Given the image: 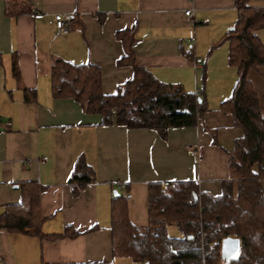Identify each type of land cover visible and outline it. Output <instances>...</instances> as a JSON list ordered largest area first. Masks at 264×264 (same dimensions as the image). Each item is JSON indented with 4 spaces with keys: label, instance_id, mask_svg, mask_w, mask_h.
Here are the masks:
<instances>
[{
    "label": "crops",
    "instance_id": "crops-1",
    "mask_svg": "<svg viewBox=\"0 0 264 264\" xmlns=\"http://www.w3.org/2000/svg\"><path fill=\"white\" fill-rule=\"evenodd\" d=\"M27 1L35 12L9 15L0 0V215L20 201L18 184L32 181L42 188L41 232L69 226L79 234L48 239L0 228V264H140L113 255L110 198L118 183L127 186L129 221L141 227L148 222V183L195 181L217 195L231 177L229 152L243 130L221 109L237 69L220 41L238 18L236 0ZM55 13L68 18L66 33L49 23ZM131 29L136 64L206 98L197 126L171 128L163 139L153 129L102 123L74 98L52 95L55 59L98 65L102 93H115L132 76L129 64L118 63L124 51L116 34ZM255 32L264 46V27ZM248 79L264 117V64ZM80 156L94 175L73 196L69 178Z\"/></svg>",
    "mask_w": 264,
    "mask_h": 264
},
{
    "label": "trees",
    "instance_id": "trees-1",
    "mask_svg": "<svg viewBox=\"0 0 264 264\" xmlns=\"http://www.w3.org/2000/svg\"><path fill=\"white\" fill-rule=\"evenodd\" d=\"M236 7L238 18L220 41L228 43L229 62L237 69L233 92L221 109L231 112L234 125L243 130L229 152L231 177L223 181L222 192L217 195L202 191L195 181L148 183V222L141 227L128 219L127 186L115 187L110 198L109 226L114 256L140 264H264V117L257 92L248 79L250 69L264 64V46L255 32L264 27V6L236 0ZM30 12L35 11L27 0H6L7 14ZM116 35L124 51L118 63L130 65L131 78L119 84L115 93L104 94L98 65L55 59L51 68L52 95L74 98L84 111L99 113L102 123L114 119L129 128L153 129L163 139L171 128L197 126L208 109L206 98L180 84L161 81L136 64L130 48L133 29ZM13 71L18 73L15 61ZM27 93L29 90L26 98ZM93 175L92 167L78 157L69 178L72 195L91 182ZM18 185L20 201L5 207L0 228L48 239L79 234L69 226L60 234L42 233V188L32 181ZM171 224L182 236L169 234ZM228 237L240 239V252L230 259L223 251V241Z\"/></svg>",
    "mask_w": 264,
    "mask_h": 264
},
{
    "label": "water",
    "instance_id": "water-1",
    "mask_svg": "<svg viewBox=\"0 0 264 264\" xmlns=\"http://www.w3.org/2000/svg\"><path fill=\"white\" fill-rule=\"evenodd\" d=\"M223 251L226 259L236 257L240 252V239L237 237H228L224 239Z\"/></svg>",
    "mask_w": 264,
    "mask_h": 264
},
{
    "label": "built area",
    "instance_id": "built-area-1",
    "mask_svg": "<svg viewBox=\"0 0 264 264\" xmlns=\"http://www.w3.org/2000/svg\"><path fill=\"white\" fill-rule=\"evenodd\" d=\"M191 12V9L187 10V13L189 14ZM49 23H52L59 31L62 33H66L68 31L67 27V21L68 18L63 16L61 13H55L49 20ZM2 129L0 125V130ZM119 188L124 189L126 188L125 182L118 183Z\"/></svg>",
    "mask_w": 264,
    "mask_h": 264
},
{
    "label": "rangeland",
    "instance_id": "rangeland-1",
    "mask_svg": "<svg viewBox=\"0 0 264 264\" xmlns=\"http://www.w3.org/2000/svg\"><path fill=\"white\" fill-rule=\"evenodd\" d=\"M202 77V76H201ZM202 84V81L201 83ZM203 86V84H202ZM168 232L171 236H182V232L177 228L175 224H171L168 228Z\"/></svg>",
    "mask_w": 264,
    "mask_h": 264
}]
</instances>
